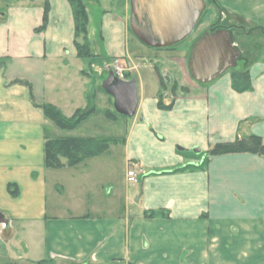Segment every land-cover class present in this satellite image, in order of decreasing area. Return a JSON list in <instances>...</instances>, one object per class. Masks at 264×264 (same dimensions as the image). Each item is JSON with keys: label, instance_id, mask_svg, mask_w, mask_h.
I'll use <instances>...</instances> for the list:
<instances>
[{"label": "crops", "instance_id": "0c3cea01", "mask_svg": "<svg viewBox=\"0 0 264 264\" xmlns=\"http://www.w3.org/2000/svg\"><path fill=\"white\" fill-rule=\"evenodd\" d=\"M103 1L102 58H121L128 79L135 76L133 116L116 113L102 83L90 80L67 0H47L42 30L45 0H0V264H264V155L208 154L218 143L264 139V0H217L218 28L207 26L180 52L143 44ZM220 29L238 54L213 79L196 81L191 51ZM234 70L248 71L250 89H234ZM89 93L94 110L72 130L40 107L70 117ZM52 123L68 135L110 139L108 149L46 167ZM118 143L124 178L110 181ZM66 168L64 182L48 180V169ZM94 169L104 179L90 181Z\"/></svg>", "mask_w": 264, "mask_h": 264}, {"label": "water", "instance_id": "95a60500", "mask_svg": "<svg viewBox=\"0 0 264 264\" xmlns=\"http://www.w3.org/2000/svg\"><path fill=\"white\" fill-rule=\"evenodd\" d=\"M130 29L143 44L166 48L185 39L204 13V0H129ZM238 51L226 29L208 31L194 45L188 67L196 81L206 82L232 66ZM102 88L113 98L116 113L133 116L138 105L136 79H121L112 71ZM142 121L143 118L141 117Z\"/></svg>", "mask_w": 264, "mask_h": 264}, {"label": "trees", "instance_id": "16d2710c", "mask_svg": "<svg viewBox=\"0 0 264 264\" xmlns=\"http://www.w3.org/2000/svg\"><path fill=\"white\" fill-rule=\"evenodd\" d=\"M71 6L74 22L73 45L77 57L87 61L91 67V60L95 54L90 50L87 39L88 15L85 0H67ZM49 4L44 2L43 22L38 30L46 26ZM232 85L236 91H245L251 88L249 73L247 70H234L231 72ZM102 88V85H101ZM103 89V88H102ZM104 90V89H103ZM105 91V90H104ZM40 107L45 116L52 120L56 126L64 130L74 129L93 110L89 106L84 110H76L71 117H66L52 104H42ZM160 107H165L160 104ZM110 139L98 137H80L63 135L46 138L44 143V164L49 168H59L65 164L73 165L91 156L105 152L108 149ZM252 152L264 155V139L250 135L246 138L236 139L232 142L218 143L208 150L209 155L226 153ZM63 159L65 162H63ZM156 215L155 212L147 213L146 217Z\"/></svg>", "mask_w": 264, "mask_h": 264}, {"label": "rangeland", "instance_id": "374dc122", "mask_svg": "<svg viewBox=\"0 0 264 264\" xmlns=\"http://www.w3.org/2000/svg\"><path fill=\"white\" fill-rule=\"evenodd\" d=\"M103 0H85L86 3V8H87V15H88V24H87V39L89 43L90 50L93 52V54L97 55L91 60V69H92V78L89 76L90 80L93 82L98 81L102 83L107 75V72L109 68L115 64L116 58H110L109 60H105L102 58L103 56V41H102V34H101V24L103 20V14H102V6L101 2ZM206 7L204 10L203 15L198 21V24L196 27L193 29V31L182 41L176 43L175 49L178 52L182 51L181 49L188 50L190 47H188V43L190 44L191 41L193 40L194 36L197 35L198 33H201L203 29H205L207 26L209 29H217L219 26V20H218V13H217V0H204ZM104 5L107 7L106 10H108V14H112L114 18H119L121 20H124L125 23L127 24V28L129 32L132 34V31L130 29V24H129V19H130V1L129 0H104L103 1ZM207 29V28H206ZM260 37V36H259ZM130 38L132 40L133 36L131 35ZM172 47V46H171ZM170 47L166 48H156L157 50L159 49H168ZM173 50V51H174ZM166 53H171L170 51H165ZM159 53H157L158 55ZM177 54L176 51L172 53V55ZM119 59L116 65H119L123 68L125 78H129L130 74L125 73L127 69L129 68V65H127L121 58ZM154 59V58H153ZM159 62H161L159 60ZM87 66L85 65V69ZM128 72V71H127ZM175 74V73H174ZM185 75L188 79L191 78L188 69L185 68ZM135 77V76H134ZM178 82L182 80V76L179 74V77H177ZM162 84L165 85V82L162 78ZM92 93L88 94V100L87 103L82 110L86 109L89 106H93L95 101L91 99ZM97 104V103H96ZM56 107V106H55ZM58 108V107H56ZM59 109V108H58ZM60 110V109H59ZM80 110V109H79ZM110 110H113L112 107ZM125 116V115H124ZM71 117V116H70ZM94 120V118L92 119ZM115 127V126H114ZM55 125L52 123V125H48L46 127V132L48 133V137H58V132L61 135V133H65L64 135H68V131H64L61 129H56ZM82 128V127H81ZM80 128V130H82ZM72 132V131H71ZM73 135L78 136L80 134L78 132V129L73 130ZM111 150V159H110V175L108 179L110 181H122L123 176H124V165H125V159H124V154L122 147L120 144H115L110 146ZM63 162L65 160L63 159ZM87 164L88 161H86ZM96 165V164H95ZM67 168L64 170H53V169H48L47 171L50 173L48 175V180L51 181V183H56V182H64L67 179V173H66ZM104 179V174L101 173V171L94 169L93 171L89 172L88 179L91 180H96V179ZM51 190H53L51 188Z\"/></svg>", "mask_w": 264, "mask_h": 264}, {"label": "built area", "instance_id": "2783aa9c", "mask_svg": "<svg viewBox=\"0 0 264 264\" xmlns=\"http://www.w3.org/2000/svg\"><path fill=\"white\" fill-rule=\"evenodd\" d=\"M119 59L116 58L115 64H113L110 68L109 71H112L117 77L121 78V79H125V75H124V71L123 68L119 65H116ZM126 175H127V179L131 182H134L136 180V174H135V170L133 167H129L126 170Z\"/></svg>", "mask_w": 264, "mask_h": 264}]
</instances>
